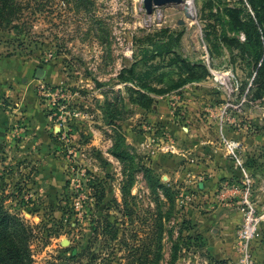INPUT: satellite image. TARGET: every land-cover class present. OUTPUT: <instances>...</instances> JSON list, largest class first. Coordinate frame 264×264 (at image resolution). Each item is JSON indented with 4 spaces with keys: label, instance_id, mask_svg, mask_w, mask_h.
<instances>
[{
    "label": "rangeland",
    "instance_id": "obj_1",
    "mask_svg": "<svg viewBox=\"0 0 264 264\" xmlns=\"http://www.w3.org/2000/svg\"><path fill=\"white\" fill-rule=\"evenodd\" d=\"M28 1L16 30L0 28V58L6 60L0 104L9 117L0 146V199L29 228L32 264H125L132 246L145 240L155 205L140 166L173 192L159 264L168 263L173 243V264H209L212 257L234 264L237 255L222 257L184 209L195 207L191 194L195 181L208 178L205 169L224 168L220 161L233 169L215 178V195L234 202L238 195L231 189L241 167L257 166L243 141L264 135V92L252 96L251 53L246 58L239 46L222 40H242L223 10L237 0H214L216 18L207 0L153 5L149 12L142 0ZM159 43L203 63L208 74L180 82L184 72L166 64L170 53L147 57ZM155 65L144 76L149 88L140 87L136 76ZM36 67L43 68L41 77L34 76ZM27 81L38 108L33 116L8 95ZM136 90L150 96L148 107L131 100ZM226 139L239 142L235 156ZM114 140L130 161L124 170L131 177L130 218L121 205L122 160L110 152ZM175 171L184 178H174ZM99 187L100 200L94 194ZM103 215L116 227L115 238L100 227L93 234ZM253 257L264 264L258 252Z\"/></svg>",
    "mask_w": 264,
    "mask_h": 264
},
{
    "label": "trees",
    "instance_id": "obj_2",
    "mask_svg": "<svg viewBox=\"0 0 264 264\" xmlns=\"http://www.w3.org/2000/svg\"><path fill=\"white\" fill-rule=\"evenodd\" d=\"M28 2V0H0V28H13L16 30L22 11L26 8ZM237 2L224 5L223 10L224 16L227 18L231 28L242 34V40H239L237 37H227L226 35H222V40L225 43L239 46L242 51H245L246 58L250 57L249 52L253 56L251 60L254 61L253 66L255 70L250 82L254 83L255 89L252 91V96L259 97L264 92V0H237ZM213 3L214 0H207L209 15L216 18L219 9L218 6H215L213 9ZM205 38H209L206 33ZM174 40H176V37ZM142 52L143 56H145V51ZM162 53H170L166 64L172 65L178 71L184 72L180 82L200 80L208 74L203 63L180 57L167 46V43L155 45V51L147 57L152 59L154 56ZM256 62L258 64L255 66ZM155 68H157L156 65L151 66V69H145L141 75L136 76L140 87L149 88V85L144 80V76L153 74ZM127 71L132 74L130 68ZM153 90L157 92L161 89L154 88ZM131 100L144 108L148 107L151 102V98L146 91L139 90H136V95L131 97ZM110 152L119 159L121 158L124 172L127 165L126 162L130 165V161H126L127 154L120 148L119 141H113ZM140 168L146 177V185L153 195L155 205L150 212L147 236L143 237L145 240L141 244L132 246L131 257L125 264H159L162 258L161 238L164 231L163 220L168 219L170 215L173 192L151 172L150 168L141 166ZM130 180V173L126 172L123 175L120 186L123 214L129 218L133 213L130 203L132 195L129 193ZM98 189L94 194L96 199L100 200L103 196V190L101 187ZM160 194L165 199L163 203L166 202L168 204V208L164 211L161 210L162 202L158 198ZM183 221L182 219L181 223ZM98 227H100L102 234H107L108 238L112 239L116 237V227L105 215L97 217L93 231L94 235H96ZM29 241L30 231L28 226L16 213L8 211L0 199V264H32ZM176 251V245L173 243L167 264H173ZM223 262L222 259L212 257L209 264H223Z\"/></svg>",
    "mask_w": 264,
    "mask_h": 264
},
{
    "label": "crops",
    "instance_id": "obj_3",
    "mask_svg": "<svg viewBox=\"0 0 264 264\" xmlns=\"http://www.w3.org/2000/svg\"><path fill=\"white\" fill-rule=\"evenodd\" d=\"M3 60L0 58V71L1 63ZM22 74V73H21ZM20 90L8 94L10 98L21 101L24 104L25 112L29 116L35 115L38 108H36V102L31 89V82H21L18 84ZM22 89V90H21ZM19 98V99H18ZM24 99V100H23ZM8 111L3 110L0 104V146L4 144L3 133L7 127ZM25 113V115H26ZM191 142V141H190ZM244 153L253 154L254 158L257 160V166L255 164L244 166V170H248V175L251 179V193L250 197L255 201L257 209L260 211L264 209V135H256L255 139L244 138ZM221 166L213 169H205L204 172H208L205 180L195 181L197 189L195 194H191L194 198L195 207H186L185 216L192 217L196 220L197 226L200 228L203 234H207L211 239H213L214 244H217L218 248L222 251V257L235 254V227L238 226L240 222V211L238 205H236L237 200L230 202L229 197L220 199L216 198V185L215 178L221 175H231L233 169L220 161ZM255 163V162H254ZM206 168V167H205ZM196 171H202V169L197 168ZM250 172V173H249ZM242 175H240L241 177ZM183 179V173L175 171L174 178ZM180 183V181H178ZM234 198V197H232ZM236 202V203H235ZM233 247V248H232ZM251 250L253 254L259 253V256L264 257V223H261L259 229V236L253 242Z\"/></svg>",
    "mask_w": 264,
    "mask_h": 264
},
{
    "label": "built area",
    "instance_id": "obj_4",
    "mask_svg": "<svg viewBox=\"0 0 264 264\" xmlns=\"http://www.w3.org/2000/svg\"><path fill=\"white\" fill-rule=\"evenodd\" d=\"M225 146L230 153H234L239 148V142L234 139H226ZM235 156V153L233 154ZM243 170V171H242ZM241 177L239 184L231 189L237 193V205L240 211V222L235 231L236 261L234 264H257L251 250L253 242L259 236L261 223H264V209L258 210L255 201L251 199V179L241 167ZM223 198V197H221Z\"/></svg>",
    "mask_w": 264,
    "mask_h": 264
},
{
    "label": "water",
    "instance_id": "obj_5",
    "mask_svg": "<svg viewBox=\"0 0 264 264\" xmlns=\"http://www.w3.org/2000/svg\"><path fill=\"white\" fill-rule=\"evenodd\" d=\"M179 1L180 0H142V5L145 11L149 12L153 5H159V4H164V3H174V2L176 3ZM42 75H43V68L36 67L34 70V76L41 77Z\"/></svg>",
    "mask_w": 264,
    "mask_h": 264
}]
</instances>
